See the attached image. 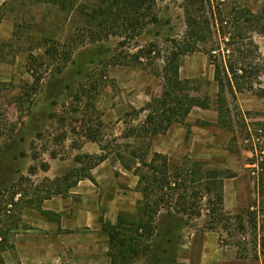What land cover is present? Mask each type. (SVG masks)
Segmentation results:
<instances>
[{
	"label": "rangeland",
	"instance_id": "rangeland-1",
	"mask_svg": "<svg viewBox=\"0 0 264 264\" xmlns=\"http://www.w3.org/2000/svg\"><path fill=\"white\" fill-rule=\"evenodd\" d=\"M5 4L0 28V229L13 221L18 224L9 233L14 248L5 252L6 259L12 264H111V254L120 251L118 264H186L183 260L188 257L198 263L206 239L209 262L217 259L212 255L220 249L224 264H261L238 259L233 246H217L219 233L209 230L206 208L202 217L192 220L163 211L152 239L141 238L140 246L111 245L103 223L115 225L120 216L129 223L142 219L139 178L126 171L115 154L92 170L94 182L84 179L66 197L46 199L55 193V180L82 168L77 157L101 155L102 146L112 151H125L128 146L146 150L149 158L155 153L166 155L173 168L185 166L183 162L190 159L236 173V178L225 181L223 210L227 217L246 215L257 197L248 165L255 152L245 151L252 147L242 141L239 146L244 151L233 154L229 150L232 136L214 126L218 84L206 52L215 43H200L201 52L183 57L180 68L181 79L191 82V94L211 98L213 107L194 108L187 119L190 127L176 124L164 135L125 138L145 120L143 109L161 97L164 80L157 71L169 55L171 41H189L185 0H157L160 24L139 37L128 34L126 39L92 42L85 36V44L78 31L82 18L77 14L66 17L40 0H0V8ZM212 4L219 7L224 20L232 21L238 12L243 15L241 26L247 38L237 46L244 53L240 63L260 71L261 78L255 80L254 93L237 95L236 104L247 113L252 128H263L259 124H264V97L258 94L264 89V36L252 27L249 30L245 12H261L264 0H212ZM45 39L73 51L62 75L55 73L63 61H52L47 55L50 44L45 46ZM214 41H219L215 31ZM153 47L160 57L147 55ZM140 53L144 56L139 64L135 57ZM36 78H41L38 90ZM83 88L95 97L80 101L77 96ZM227 99L233 102L229 94ZM85 119L99 132L100 142L84 138ZM65 134L68 138L62 141ZM38 206L53 214L42 215ZM126 226L129 232L131 227Z\"/></svg>",
	"mask_w": 264,
	"mask_h": 264
},
{
	"label": "trees",
	"instance_id": "trees-1",
	"mask_svg": "<svg viewBox=\"0 0 264 264\" xmlns=\"http://www.w3.org/2000/svg\"><path fill=\"white\" fill-rule=\"evenodd\" d=\"M40 1L59 8L61 13L66 14V17L76 14L81 17L82 24L78 27L81 40L85 36L92 42L108 41L112 37L126 39L128 34L136 38L143 35L151 26L156 27L160 24L156 11L157 0ZM6 8L7 4L0 8V28ZM183 8L188 25L187 38L189 41L179 42L176 39L171 41L172 48L169 55L163 59V65L157 71V76L164 80L161 97L143 109L142 112H146L145 120L140 125L131 128L125 138L143 139L164 135L176 124L190 127L187 119L194 108L211 109L215 104L214 109L218 120L214 126L232 136L229 150L237 155L244 150L255 152L254 157L248 159V165L257 197L246 215L227 217L223 210L225 181L236 178V173L210 168L205 162L190 159L183 162L185 166L173 168L166 155L155 153L149 158L146 150L142 148L136 150V147L128 149V146L125 147V151L122 149L112 151L108 145L107 148L102 146L101 155L77 157L76 161L82 168L55 180V193H51L46 199L53 195L66 197L70 190L84 179L94 182L91 175L92 170L115 154L116 161L126 171L139 178L137 190L142 197L138 202V211L142 219L129 223L127 219L120 216L115 225L109 222L103 223L111 245L118 244L121 248H125L128 244L140 246L141 238L152 239L157 229L158 218L163 211H166L170 217H185L192 220L202 217L206 208L207 216L210 218L209 230L219 233L221 245L235 247L238 259H255L264 264V124H259V127L263 128H252V125L246 121L247 113H244L236 104L237 95L245 92L254 93L256 91L255 80L261 78L260 71L253 72L246 67L247 64L240 63V59L244 58V53L239 50V47L237 49V46L240 41L247 38V32L241 26L243 15L238 12L237 17H233L232 21L224 20L223 13L218 6L212 4V0H185ZM245 14L248 16L246 22L249 30L252 27L256 30L254 32L264 36V5L259 13L248 10ZM214 31L219 41L213 42ZM81 34H84L83 37ZM44 42L45 46L50 44L47 55L52 58V61L58 62L60 58L62 59L63 63L58 65L55 73L57 76L62 75L72 59L73 51L69 50L68 45H61L49 39H45ZM203 42L215 43L206 52L210 57L211 65L214 66L215 81L218 84V94L213 104L211 98L202 99L191 94V82L180 77L182 58L201 52L199 44ZM82 43L85 44L86 39H83ZM124 44L125 41L121 43V45ZM235 52L239 54L237 57ZM153 53L160 57V51L156 47L149 49L147 55ZM227 54L229 60L225 59ZM142 56L144 53L135 57L137 63L140 64ZM36 80L37 87L35 88L38 90L41 78H36ZM227 94L232 97L233 102L227 99ZM258 95L264 97V89L260 88ZM84 97L91 99L95 96L83 88L77 98L82 101ZM54 118L56 119L57 115H51V119ZM90 124L89 119L83 120L81 124L84 130L83 136L90 142L98 143L100 142L99 132L94 130ZM201 124L213 126L209 122ZM99 125L102 126V123ZM67 138V134L61 137L62 141ZM242 141L247 142L252 149H241L239 143ZM37 209L44 216L53 214L39 206ZM126 225H130L131 235H128ZM6 226L8 228L0 229V264H3V253L14 248L10 242L9 233L17 229L18 224L13 221V224H6ZM249 231H251L250 237ZM136 253L137 251L133 254ZM120 254V251L111 254V264H118Z\"/></svg>",
	"mask_w": 264,
	"mask_h": 264
},
{
	"label": "crops",
	"instance_id": "crops-1",
	"mask_svg": "<svg viewBox=\"0 0 264 264\" xmlns=\"http://www.w3.org/2000/svg\"><path fill=\"white\" fill-rule=\"evenodd\" d=\"M118 215H116V217H115V221H116V219L118 218L117 217ZM113 218V217H112ZM112 218L110 219L111 221H112ZM216 243H217V246L218 245H220V243H219V235H218V238L216 237ZM205 246H204V245ZM201 245H203V252H202V255H200V260H199V262L197 263V262H193L194 260H192L190 257H188V258H186V260H183V262L184 263H186V264H224V263H226L225 262V258H223V257H220V253H219V250L220 249H216V251H215V255H212L213 256V258H217L216 260H212V261H208L209 260V257H208V255H205V254H208L207 253V247H208V242H206V239H203L202 240V243H201ZM7 252V251H6ZM205 255V256H204ZM2 257H3V264H12L11 263V261L9 260V259H6V257H5V252L3 253V255H2ZM25 258V257H24ZM211 260V259H210ZM108 263V262H107ZM228 264V263H227Z\"/></svg>",
	"mask_w": 264,
	"mask_h": 264
}]
</instances>
